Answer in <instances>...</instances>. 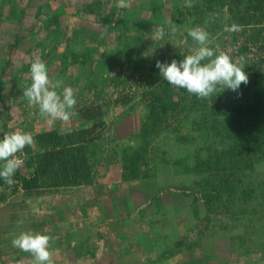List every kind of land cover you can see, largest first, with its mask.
<instances>
[{"label": "rangeland", "instance_id": "1", "mask_svg": "<svg viewBox=\"0 0 264 264\" xmlns=\"http://www.w3.org/2000/svg\"><path fill=\"white\" fill-rule=\"evenodd\" d=\"M117 2L0 0V138L17 128L31 132L34 154L42 148L38 132L89 128L100 133L89 158L94 183L65 188L64 223L43 228L54 238L56 264H264V199L245 196L249 188L253 195L261 193L256 184L264 166L229 176L235 195L246 200L244 217L230 202L221 206L222 199L213 200L208 211L196 201L197 182L218 174L192 169L197 149L204 155L211 140L217 143L208 131V115L237 111L255 100L253 89L263 82L261 73L264 77V17L244 24L237 18L242 7L214 3L206 11L201 0H130L128 8L116 7ZM212 13L218 18L206 27L214 46L245 58L248 83L205 99L180 94L181 106L148 129L140 167L151 174L123 180L122 155L139 147L144 91L163 80L156 62H179L189 54L196 45L188 29L205 26ZM233 23L240 30L227 31ZM160 26L164 38L153 41ZM37 55L50 77L76 95V114L68 121L40 117L23 95ZM252 224L257 231L246 235L245 226Z\"/></svg>", "mask_w": 264, "mask_h": 264}, {"label": "trees", "instance_id": "2", "mask_svg": "<svg viewBox=\"0 0 264 264\" xmlns=\"http://www.w3.org/2000/svg\"><path fill=\"white\" fill-rule=\"evenodd\" d=\"M201 1L202 6L207 8L206 11L210 10L214 3L217 5L219 3L228 4L232 8L242 7L244 14L239 12L237 18L244 24L251 23L254 18L261 20L260 18L264 17L263 0ZM260 77L263 78V82L260 83L258 81L260 86H256L253 89V98L255 100L252 103L245 104L244 107L239 108L237 111H224L223 114L212 111L208 115L209 118L206 119L204 117L207 123L210 124L208 131L213 130L211 136L213 137L212 139H216L214 141L217 143L213 145V140H211V144L210 146L207 145V151L204 155L201 154V149H197L192 169L200 174H209L210 170H216L218 174L217 178H214L215 180H209V176L204 175L201 180L196 181L201 194L195 199L202 202L207 211L210 210V206L214 203L213 200L222 199L221 206L230 202V206L236 207L234 208L236 209L234 211L236 215L242 214L241 217H244L246 213L245 206H243L246 203L245 198L235 195L236 186L233 181H228V179L230 175H241L244 170L255 171V168L264 166V77L262 73ZM157 81L153 85L150 84L151 88L144 91L146 100L144 103V109L146 110L145 120L142 121L136 135V139H139H137L139 147L133 149L131 153L126 152L122 155L123 164H121V168L123 173L121 176L123 180L149 177L151 170L147 167H140L142 164L140 162L145 158V153L147 152L148 129L156 128L157 124L169 112L181 106L184 98L180 97V94L185 97L189 94L186 89L177 87L178 95L177 91L164 78L162 81ZM192 95L195 96L194 94ZM94 132L95 130L89 128L71 129L64 133L53 129L38 132L35 137L42 147L40 152L32 154L30 147L27 146L24 149L27 154L26 163L32 166L33 172L29 178L21 177L19 179L22 181V185L25 188H29L34 186H79L89 184L92 180L91 171H93L89 159L92 155L90 151L100 136L99 132ZM13 177L19 178L16 173ZM257 181L259 182L256 187L259 186L258 188L262 189L261 193L253 195V190L249 188L246 190V199L250 198L256 201L264 199V189L262 188L264 187V172ZM225 194L226 197L223 198ZM239 199L243 200L235 204L232 203ZM254 209L258 211L257 208ZM204 217H207V215L204 214L202 219ZM260 221L261 225H264V219ZM255 225L245 226L244 233L247 235L250 232L257 231L258 228ZM250 237L247 236L246 240ZM251 239L252 237L249 240Z\"/></svg>", "mask_w": 264, "mask_h": 264}, {"label": "clouds", "instance_id": "3", "mask_svg": "<svg viewBox=\"0 0 264 264\" xmlns=\"http://www.w3.org/2000/svg\"><path fill=\"white\" fill-rule=\"evenodd\" d=\"M130 0H118L116 7L128 8ZM218 14L212 13L205 20V26H195L188 29V35L195 42V47L189 50L179 62L173 59L170 63L156 62L160 75L170 85L184 88L189 94H194L199 99L209 98L219 94L225 89L238 91L241 84L248 83V75L244 71L246 62L243 56L233 58L223 51L218 45L214 46L211 33L207 25ZM228 19V17H225ZM226 30L238 31L240 26L233 23ZM174 33L176 29L173 27ZM165 29L160 26L156 29L153 41L163 39ZM30 85H25L23 92L29 107L38 108L40 117L52 120L68 121L76 113L74 111L77 99L72 88L64 87L62 80H54L49 75L45 60L37 55L30 64ZM62 89V91H61ZM31 132L17 128L12 132L4 133L0 138V178L9 186L15 183L13 176L22 167L27 154L25 147L34 144ZM54 238L40 231L26 230L20 232L12 240V246L32 257L31 264H56L52 243ZM23 264V260L17 262Z\"/></svg>", "mask_w": 264, "mask_h": 264}, {"label": "crops", "instance_id": "4", "mask_svg": "<svg viewBox=\"0 0 264 264\" xmlns=\"http://www.w3.org/2000/svg\"><path fill=\"white\" fill-rule=\"evenodd\" d=\"M6 106L7 103L2 108ZM2 164L3 162L0 161V165ZM91 168L93 169L92 164ZM32 172V166L27 165L25 159L22 167L15 173L27 179ZM91 174V182L82 185L94 183L93 171H91ZM13 179L15 183L9 186L3 178H0V264H17L20 260H23V264H30L32 257L29 253L13 247V238L22 231L33 230L44 233V227L51 225L58 227L61 223H64V211L67 208L64 202V200L66 201L65 188L82 185L25 188L22 181L19 180L20 178L13 177ZM59 213L63 214V218H60L62 222H59Z\"/></svg>", "mask_w": 264, "mask_h": 264}]
</instances>
